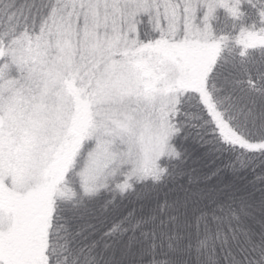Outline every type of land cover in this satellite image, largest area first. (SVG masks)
Returning a JSON list of instances; mask_svg holds the SVG:
<instances>
[{
    "label": "snow or ice",
    "instance_id": "6c2138e0",
    "mask_svg": "<svg viewBox=\"0 0 264 264\" xmlns=\"http://www.w3.org/2000/svg\"><path fill=\"white\" fill-rule=\"evenodd\" d=\"M0 264H264V0H0Z\"/></svg>",
    "mask_w": 264,
    "mask_h": 264
}]
</instances>
